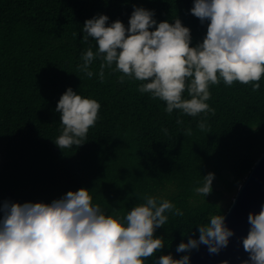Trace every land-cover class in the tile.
<instances>
[{"label": "trees", "instance_id": "1", "mask_svg": "<svg viewBox=\"0 0 264 264\" xmlns=\"http://www.w3.org/2000/svg\"><path fill=\"white\" fill-rule=\"evenodd\" d=\"M193 6L194 0H0V205L50 204L84 188L106 215L122 217L145 196L168 200L183 215L166 213L168 222L155 232L165 246L145 264L194 251L176 248L198 239L199 225L229 208L218 202L216 183L240 186L264 151V75L257 92L239 82L210 85L206 103L215 115L192 117L168 114L166 102L138 91L140 81L121 83L115 64L105 68L103 82L99 58L90 65L92 78L78 68L89 47L98 51L92 38L83 42L86 20L106 15L107 26L119 20L129 27L142 7L154 12L157 24L179 19L196 47L207 22L191 13ZM69 87L101 107L84 144L62 150L54 142L62 134L55 109ZM183 98L191 97L185 91ZM201 120L206 130L197 126ZM209 173L212 193L197 194Z\"/></svg>", "mask_w": 264, "mask_h": 264}, {"label": "clouds", "instance_id": "2", "mask_svg": "<svg viewBox=\"0 0 264 264\" xmlns=\"http://www.w3.org/2000/svg\"><path fill=\"white\" fill-rule=\"evenodd\" d=\"M191 13L201 24L207 22L206 36L196 47L190 46L191 31L179 19L174 24H157L154 12L142 7L132 12L129 27L119 20L107 26L106 15L88 19L82 28L83 42L92 38L98 51L89 47L78 68L92 78L90 65L99 58L103 82L105 68L115 64L114 71L122 73L121 83L125 78L140 81L138 91L166 102L168 114L180 110L192 117L215 115L206 102L210 85L221 80L227 86L250 84L257 92L264 75V0H194ZM185 91L190 99L183 98ZM100 107L69 87L55 109L62 129L55 144L62 150L84 144ZM197 126L202 131L207 128L204 120ZM184 135H191V129ZM214 178V173L204 176L203 185L194 191L210 195ZM143 199L122 217L106 215L84 188L50 204L4 202L0 205V264H145L165 246L155 232L168 222L166 213L182 216L183 212L168 200ZM248 224L242 245L249 255L243 264H264V205L258 214L248 215ZM197 230L199 238L180 243L176 252L190 253L205 245L210 254H218L235 234L224 215L211 216ZM154 264H190V256L162 255Z\"/></svg>", "mask_w": 264, "mask_h": 264}, {"label": "water", "instance_id": "3", "mask_svg": "<svg viewBox=\"0 0 264 264\" xmlns=\"http://www.w3.org/2000/svg\"><path fill=\"white\" fill-rule=\"evenodd\" d=\"M264 205V151L239 186L225 216L227 227L234 231L226 248L218 254H210L207 246L201 245L190 253V264H243L248 259L244 251L242 238L246 237L250 228L248 215L258 214Z\"/></svg>", "mask_w": 264, "mask_h": 264}, {"label": "rangeland", "instance_id": "4", "mask_svg": "<svg viewBox=\"0 0 264 264\" xmlns=\"http://www.w3.org/2000/svg\"><path fill=\"white\" fill-rule=\"evenodd\" d=\"M215 188L222 193V196L218 199V202L223 208L226 209L231 205L239 186L228 190L222 181H218L215 185Z\"/></svg>", "mask_w": 264, "mask_h": 264}]
</instances>
